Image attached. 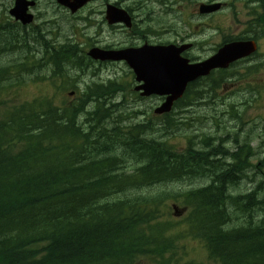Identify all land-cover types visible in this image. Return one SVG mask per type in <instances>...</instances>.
I'll list each match as a JSON object with an SVG mask.
<instances>
[{
    "label": "trees",
    "instance_id": "obj_1",
    "mask_svg": "<svg viewBox=\"0 0 264 264\" xmlns=\"http://www.w3.org/2000/svg\"><path fill=\"white\" fill-rule=\"evenodd\" d=\"M22 31L10 32V48L26 53ZM32 35L43 42L41 56L18 64L23 71L42 65V79L55 83L68 67L83 70L73 46ZM11 67H0V264H202L188 257L186 238L200 239L215 264H264V221L252 220L264 213L261 183L228 193L246 175L249 149L229 153L223 138L203 134L177 150L174 124L163 123L156 137L146 134L151 122L122 126L100 100L112 90L103 83L85 86L72 103L15 99L24 74L13 77ZM190 178L209 184L150 192ZM169 199L185 210L182 219ZM240 216L247 225L229 227Z\"/></svg>",
    "mask_w": 264,
    "mask_h": 264
},
{
    "label": "rangeland",
    "instance_id": "obj_2",
    "mask_svg": "<svg viewBox=\"0 0 264 264\" xmlns=\"http://www.w3.org/2000/svg\"><path fill=\"white\" fill-rule=\"evenodd\" d=\"M7 0H0V2H4ZM108 1V0H107ZM118 1V0H116ZM115 0H109L106 3H114L116 2ZM124 1V0H123ZM132 0H125L124 2H122L120 5L122 7H124L127 4H130ZM137 1V0H136ZM140 2H142V4L144 6H147V11L149 12L151 9L156 10V11H160L162 12V8L163 6L161 5V1L160 0H138ZM105 3L104 0H100L97 1L95 3L90 4L88 7H86L85 9L81 10V12H79L78 15L80 16H86L87 14H90V19L94 20V22L96 23V25H94L93 27L90 28H84L85 24L81 23L79 21L74 20L72 17H70L68 12H63L62 10L58 12V25H59V33L61 35H66V34H71V29L70 26L74 27L73 29L78 33L79 30H81V33L83 35V37H81L82 40H86L87 43L89 44H93L95 46H99V47H103L105 45H110L113 44L115 47H120L119 44H121V46L125 45L123 43H125V36L122 33H109L108 29L104 26V25H100L97 24L99 21H101L102 19V15H101V10L102 7L104 8L103 4ZM195 1H192L191 3H180L177 5L178 9L182 10V13L178 14H183V15H187V18H189V13L190 11L193 9ZM44 0L41 2V4L39 5L38 9L36 10V13L39 14L41 12H43V8H44ZM133 5V4H132ZM3 12L4 9L2 7H0V15L3 17ZM7 15V12H6ZM231 13L228 11H224V13L221 14V16L217 19L218 20H222V19H226V17L230 16ZM153 19H157L160 23H167L168 21L170 23H174L175 21L173 20L172 16H167V18L161 17L160 15H158L156 12H154L153 14ZM56 18V17H55ZM190 19V18H189ZM75 21V24H73V22ZM191 22V24H194L195 20L190 19L189 20ZM40 22V21H38ZM178 26L180 25V23H177ZM57 28V30H58ZM204 29V33L208 32L210 29H208L206 26L203 28ZM55 30V29H54ZM185 31H187L188 29L185 27L184 28ZM75 32V33H76ZM172 34L169 33L167 35H165L163 38H155L156 42H166V41H170L173 39V37L171 36ZM32 34L29 35V37H31ZM86 36V38H84ZM217 37V36H216ZM215 39V37H214ZM213 41V38H212ZM88 47H86L87 49ZM200 52H197L196 54H199ZM3 55V54H2ZM1 56V55H0ZM5 57H12L15 58V55H11L9 56L8 54H4L2 56L3 60H6ZM110 65H106V66H102V68H100V77L101 78H107V77H117V78H121L124 80H127L128 77H130L129 74V69L125 68L124 65H114L111 66ZM262 78V74H255L253 77L249 78L247 80L248 83L255 85L256 83L254 82H258L260 81ZM91 79V76L89 74H85L81 77L80 81H79V86L83 87V85L87 82H89ZM211 80H207V81H202L199 84H205V83H209ZM230 87V83L229 84H223V89L220 90L218 89V93L222 94L224 93L227 88ZM239 85H236L235 90L239 89ZM232 91V90H231ZM44 92H46L45 87H39L37 85V82H26L23 85H21V87L19 88V96H21L20 98H30L33 97L35 95H41ZM17 93V92H16ZM15 93V94H16ZM67 91L64 93V95H62V98L65 96L67 97L66 99H70L72 96H67ZM224 95H228V94H224ZM74 96V95H73ZM133 98L136 99V97L134 95L129 94V92H125L124 97H122L121 94H119L117 96V98L114 101L117 102H124V104L122 106H120V108L122 109L124 115L127 116V114L131 113L132 111L136 110V109H140V110H146L149 111V107L152 105L154 106L155 102L158 101L157 98H147L144 100H140V101H136ZM215 101H218L217 97H214ZM237 100H239V97H237ZM197 103L192 104L191 106L187 107L185 110L175 113L173 114V116L179 121V128L177 131H175L174 136L170 139L171 142L174 143L175 147L177 149H182L187 145V138L189 137V135H200L201 133H208V132H214L215 130V126L214 123H212L211 121V116L212 115H216L215 112H218V110L220 109V102H217V105H213V104H207L205 99H201L199 101H196ZM259 103V104H258ZM151 106V108H152ZM241 109H244V117L246 119H249L251 117H253L255 119V117H257L258 115H260V118L263 119L264 117V94H261L258 98V102L254 103L252 106L250 107H243L240 106ZM228 117V116H227ZM137 119H142V115H138ZM261 120V119H260ZM257 120L255 119L254 122H256ZM252 122V123H254ZM231 124V125H230ZM219 126L221 129L226 128L225 126L221 125V123L219 122ZM229 126H234L233 122H229ZM256 127L258 128V121L256 122ZM250 128V125H244L243 129L247 130ZM236 130L237 126L235 125L233 128ZM262 124L259 125V131H262ZM264 132V131H262ZM261 132V133H262ZM260 139H256L252 142V145L255 146L258 144ZM259 155H255L252 158V161H256L257 157H263L264 156V142L261 143V146L259 148ZM205 183L204 181H199V182H195L194 184H188V183H184V184H173L171 187L175 190H184V189H188L191 188L192 186L198 185V184H203ZM253 182L250 183H245L246 186H250L252 185ZM241 192L240 190L237 191ZM186 247L187 250H189V257L190 258H195V260L199 261L205 260V255L202 259H199L200 256L203 255L202 252H204L203 247L201 245L200 242H197L196 240L193 241H189L186 240Z\"/></svg>",
    "mask_w": 264,
    "mask_h": 264
},
{
    "label": "water",
    "instance_id": "obj_3",
    "mask_svg": "<svg viewBox=\"0 0 264 264\" xmlns=\"http://www.w3.org/2000/svg\"><path fill=\"white\" fill-rule=\"evenodd\" d=\"M63 5L75 11L87 0H57ZM219 5L202 6V12L216 9ZM27 3L24 0H16L15 7L10 11L22 22H30V15L25 14ZM106 18L110 23L124 21L129 25V18L126 13L114 6L107 5ZM185 46L176 48L168 46H144L138 49H128L118 52H103L93 49L90 54L96 58L125 59L134 69L137 80H144V94H171L155 112L168 111L172 101L183 91L188 81L194 80L200 75L208 74L217 67H226L231 61L245 56L254 50L250 42H232L226 44L219 51L199 63L189 64L187 59L179 56Z\"/></svg>",
    "mask_w": 264,
    "mask_h": 264
}]
</instances>
